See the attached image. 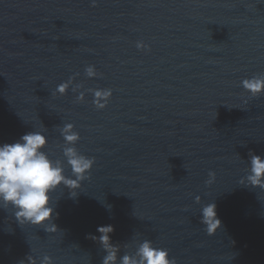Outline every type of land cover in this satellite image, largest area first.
I'll return each mask as SVG.
<instances>
[{
  "label": "water",
  "instance_id": "95a60500",
  "mask_svg": "<svg viewBox=\"0 0 264 264\" xmlns=\"http://www.w3.org/2000/svg\"><path fill=\"white\" fill-rule=\"evenodd\" d=\"M255 80L264 0H0V145L39 132L73 181L67 150L91 161L50 193V223L0 204V264H121L144 242L175 264H264Z\"/></svg>",
  "mask_w": 264,
  "mask_h": 264
},
{
  "label": "clouds",
  "instance_id": "9594fccd",
  "mask_svg": "<svg viewBox=\"0 0 264 264\" xmlns=\"http://www.w3.org/2000/svg\"><path fill=\"white\" fill-rule=\"evenodd\" d=\"M262 83L264 82L259 80L246 81L244 86L255 93L261 91ZM59 91H64V86H61ZM100 95L101 93H97V96ZM65 138L69 142L77 139L75 135H68ZM46 143V138L41 133L31 132L23 135L19 142L0 145V204L14 207L17 210L16 217L20 221L35 226L51 222L53 208L50 206V193L61 184L75 188L79 180L86 178L85 174L91 168V161L77 156L74 150L68 149L66 155L70 158L69 164L78 179L76 181L66 179L62 168L53 164L42 150ZM209 175L213 176L214 173ZM247 179L251 186L264 188V159L252 156ZM202 216V222L206 225L209 235L221 227L214 203L203 208ZM98 231L102 234V242L107 245L109 240L107 234L112 228L102 226ZM138 256L139 260L125 256L121 264H175L165 250L153 248L149 242H144L140 246ZM115 259V252H109L104 264H114Z\"/></svg>",
  "mask_w": 264,
  "mask_h": 264
}]
</instances>
